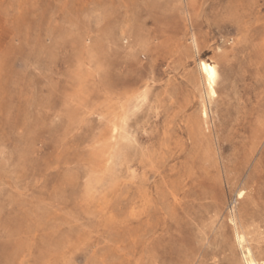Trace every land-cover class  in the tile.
I'll return each mask as SVG.
<instances>
[{
	"label": "rangeland",
	"instance_id": "374dc122",
	"mask_svg": "<svg viewBox=\"0 0 264 264\" xmlns=\"http://www.w3.org/2000/svg\"><path fill=\"white\" fill-rule=\"evenodd\" d=\"M247 248L264 264V0H0V264Z\"/></svg>",
	"mask_w": 264,
	"mask_h": 264
},
{
	"label": "bare ground",
	"instance_id": "6f19581e",
	"mask_svg": "<svg viewBox=\"0 0 264 264\" xmlns=\"http://www.w3.org/2000/svg\"><path fill=\"white\" fill-rule=\"evenodd\" d=\"M201 72L207 82L208 92L212 95L215 94L214 86L218 75L216 65L214 63L203 60L201 61ZM238 239L240 244L242 245L244 243L243 236L238 235ZM245 259L247 264H258L249 248H247V254L245 255Z\"/></svg>",
	"mask_w": 264,
	"mask_h": 264
}]
</instances>
